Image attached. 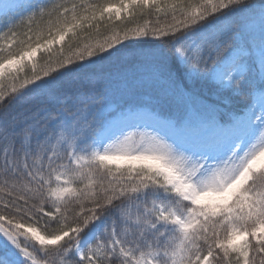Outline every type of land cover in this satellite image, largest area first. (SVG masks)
Returning <instances> with one entry per match:
<instances>
[{
  "label": "snow or ice",
  "instance_id": "obj_1",
  "mask_svg": "<svg viewBox=\"0 0 264 264\" xmlns=\"http://www.w3.org/2000/svg\"><path fill=\"white\" fill-rule=\"evenodd\" d=\"M0 264H264V0H0Z\"/></svg>",
  "mask_w": 264,
  "mask_h": 264
}]
</instances>
